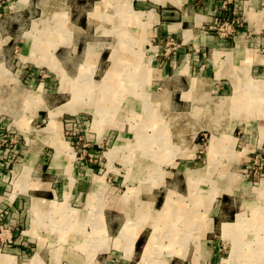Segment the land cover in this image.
I'll return each instance as SVG.
<instances>
[{
    "label": "rangeland",
    "instance_id": "374dc122",
    "mask_svg": "<svg viewBox=\"0 0 264 264\" xmlns=\"http://www.w3.org/2000/svg\"><path fill=\"white\" fill-rule=\"evenodd\" d=\"M86 1L0 0V104L4 101L10 106L19 99L27 106L29 99L35 96L38 105L46 110L40 112L42 123H36L34 128L42 134L41 129L48 125L49 110L58 106L64 114L63 105L67 102V106L75 108L71 114L76 116L72 120L66 118L71 120L68 126L63 122L64 116L53 119L50 124L55 136L66 137L65 141L70 142L76 154L72 159L76 167L74 164V170L69 174V178L77 183L75 196L65 203L72 210L67 212L65 209L63 215L58 211L61 208L54 209L47 217L57 219L59 227L64 225L59 220L89 218L82 228L83 240L79 241L86 243V247L77 251L78 248H72L59 237L45 243L64 252L60 264H141L142 246L155 229L158 245L152 256L153 262L148 264H264V246H260L264 237V218H254L261 212L264 215V209L261 211L264 207V155L251 153L248 159L242 152L241 127L233 124L242 112L230 108L233 98H225L223 87L209 86L200 89L201 96L180 101L179 94L174 92L176 82L172 80L169 87L164 76L153 72L157 67L153 48L142 41L134 44L130 40H142L144 32L111 30L113 22L125 26L124 11L120 17L107 15L99 22L110 29L100 32L99 36L111 43L104 48L99 62L95 57L81 61L82 48L64 44L72 43L76 37L83 41L99 39L93 31L75 34L73 38L69 29L71 8L76 9L73 21L81 22L92 5L89 2L87 6ZM122 8H127L123 2ZM223 16L214 18V24L206 23L202 30H216V25L218 32L230 37L235 25L241 26V20ZM114 18L118 20L114 21ZM123 33L126 38L130 37L126 43L122 40ZM176 46V40L169 39V56L175 55ZM134 65L136 67L132 69ZM7 71L21 72L24 77L35 72L34 88H31V82H26L19 93L8 95L12 84L4 85L7 79L3 72ZM105 72L107 76L103 80L108 79L102 82ZM168 76L172 77V72ZM129 88L134 90L135 96L127 95ZM163 89L171 91L168 99L162 94ZM117 104L121 110L114 109ZM10 112L0 109V119L31 113L27 110ZM84 117L87 128L82 124ZM91 123L98 127L92 129ZM2 130L0 151L5 150L10 155L7 157V187H4L7 190L0 196L12 194L18 182L39 179L51 184L62 183V180L57 183L46 172V164L51 159L47 151L41 159H26V152L38 131H29L25 134L26 140H20L11 130ZM97 130L102 141L93 146L85 137L86 133ZM251 168L252 172H247ZM47 193L37 189L28 192L26 198H47ZM49 195L48 199H53L52 194ZM56 201L62 202L61 197L57 196ZM246 201L251 204L249 207H245ZM25 210L24 205L17 209L27 216ZM185 210H193L191 214L195 217L193 223L197 220L196 224L184 223L181 215ZM243 210L247 218L238 233L245 245L232 260L234 238L226 236L222 222L233 221L234 215ZM12 213L10 207L0 209V218H15ZM237 215L235 219H238ZM98 218H103L106 233L98 230ZM114 218L118 222H112ZM125 218L143 219V223L131 222L129 232L135 226L142 230L139 245H135V252L131 254H127L124 246L120 251L115 245L116 230L120 220ZM144 218L153 220L144 222ZM127 228V225L122 228L119 237H123ZM56 233L60 234L59 231ZM128 236L124 235L127 248ZM175 237L182 246L173 244ZM35 245L32 243L28 252L19 255L20 262H29L36 251ZM69 251H77V254L69 255Z\"/></svg>",
    "mask_w": 264,
    "mask_h": 264
},
{
    "label": "crops",
    "instance_id": "0c3cea01",
    "mask_svg": "<svg viewBox=\"0 0 264 264\" xmlns=\"http://www.w3.org/2000/svg\"><path fill=\"white\" fill-rule=\"evenodd\" d=\"M89 2L92 4L91 9L86 11V18L82 16L81 22L73 21L76 9L71 8L69 29L73 32V38L75 34L93 31L96 33V37L99 39L101 37V39H90L91 41L86 39L83 41L80 37H76L72 43L64 44L65 46L72 45L76 47L75 49L82 48L79 54L81 61H89L95 57L96 61L99 62L104 55V48L111 45L110 42H106L105 37L99 36L100 32L104 33L105 30H110L108 29L109 27L99 22L100 20H105L104 18L107 15L120 17L122 11H124L126 14L124 15L126 16L125 26L121 27V25L118 26V24L113 22L111 30L135 29L144 32L142 37L145 36L142 40L141 38L139 40L130 37L126 38L124 33L122 40L126 43L130 38L131 41H134V44L142 41L145 46L150 45L153 48L154 60L157 61V67L153 69V72L164 76V81L169 87L172 80L176 82L175 87L177 90L174 92L179 94L180 101L185 102L187 101L186 99L191 97L201 96L203 93L200 92V89H205L209 86L210 88L223 87L225 98L229 100L233 98L231 100L232 107L230 108L232 110L239 109L242 112L238 119L235 118L233 120V124H240L242 152L245 157L249 159L251 153L264 155V0H87L85 4L87 3V6H89ZM122 2L127 7L126 9L122 8ZM220 16H227L226 18L229 19L239 17L241 26L238 27V24H236L234 27L235 31L230 37H225V35L218 32L216 25H214L216 30L208 32L202 30L206 23L214 24L213 19ZM115 20L118 19L114 18ZM172 38L176 40L178 46H176L175 55L169 56L168 41ZM60 45L62 44L57 46ZM115 51L117 56V50ZM172 59L175 61L172 62ZM135 67L136 65L132 66V69H135ZM170 72H172V77L168 76ZM3 75L7 79L4 85L12 84V89L7 87L11 90L7 93L8 95L12 94V92L15 94L19 93L26 82H31V88H34L35 72L30 73L26 77L21 72L10 73L7 71L6 73L3 72ZM106 76L107 72H105L102 80ZM166 90L168 89H163L162 94L167 97L171 91L168 90L166 92ZM211 90L213 91V89ZM28 92L33 93L31 90ZM135 94L132 88L128 89L127 95L135 96ZM255 99L256 102H254ZM29 100L27 106L20 102L19 99L13 105L10 104V106L1 101V110L11 111L10 113L27 110L31 113L23 117H18V115L1 117L0 129H3L2 132L11 130L10 132L18 135L20 140H26L25 134L29 131H38L31 142V148L26 152V159H41V155L47 151V156L51 159L46 164V172L52 178L54 177L57 183L62 180V185L40 182L39 179L38 181L35 180V182H18L17 184L15 183L12 194L6 197L0 196V209L12 208V215L15 217L0 218V264H25L22 261L20 262L19 255L22 256L28 252V247L32 246V243L36 244V251L30 257L29 262H26L27 264H60L64 257V252L57 251L52 248L51 243L48 245L45 241H54L59 237L67 241L72 248H78L77 251H79L80 248L86 247V243L79 241L83 240L82 228L89 222V218H82V216L81 218H68L66 221L59 220L60 223H64L63 227H59L57 219L47 217L54 209L61 208L62 210L59 209L58 211L63 215H65V209H67V212L72 210L66 207L67 204L65 203L67 199H73L75 196V185L77 183L72 178H69V174L74 170L75 163L72 159L76 157V154L70 142L65 141L66 137L64 139L62 136H55L50 124L53 119H62L64 116L63 122L66 125L72 120L71 118L76 116V114H71L75 111V108L67 106V102L63 105L65 107L64 114H62V110H59L61 107L58 106L52 111L49 110L47 114L48 125L41 129L43 131L42 134L40 130L34 128H36L35 125L42 123L39 118L40 112L46 110L39 106L38 101H35V96ZM113 107L118 110L122 109L120 104ZM131 108L129 106V109ZM81 120L82 124L84 123V128H87L86 118H81ZM96 127L98 126L94 127L93 123H91L92 129ZM101 136L100 134L98 135L97 130V132L86 133L85 139L90 143L92 142L93 146H96L101 143ZM9 155L5 150L0 151V194H2L3 190H7L4 187L8 175L7 157ZM251 170L252 168L247 170V172L251 173ZM37 189L48 192L45 194L47 198L36 196L30 197V199L26 198L28 192ZM226 189L228 188L226 187ZM49 194H52L53 199H48L49 196L51 197ZM57 196L61 197L62 202L56 201ZM23 205L24 209L25 207L27 208V211L25 210L27 216H24V212L20 214L17 211ZM245 205V207H249L251 204L246 201ZM262 206H264V202ZM263 209L264 207H262L261 211ZM238 213H242V215H237ZM238 213L235 214L238 219H235L234 215L235 220L233 219L231 222L224 221L222 222L223 226L242 224L247 218L246 213L244 210ZM20 215H22V218H20ZM261 215L262 212L258 216L254 215V218H264V215ZM98 220H100L99 225H97L98 230L106 233L103 218H98ZM142 220V218H138L137 221H135V218L120 220L118 229H115L117 231L115 245L119 247L120 251L124 246L123 248L127 249V254L135 252V245L141 239L142 230L140 227L135 226L129 232V228L131 227V222L143 223ZM148 220L150 219L144 218V222ZM115 221L118 222L116 218L112 220V222ZM125 225L128 228L121 238L119 237V232ZM56 231H59L60 234H57ZM135 233L137 235L135 243L131 246L129 242ZM235 233H238V230ZM124 235L125 237L129 235L127 239L128 248L125 246ZM100 250L102 249L99 248ZM77 251H69L68 254L76 255ZM214 258L217 260L216 255ZM232 264L242 263L232 262Z\"/></svg>",
    "mask_w": 264,
    "mask_h": 264
},
{
    "label": "bare ground",
    "instance_id": "6f19581e",
    "mask_svg": "<svg viewBox=\"0 0 264 264\" xmlns=\"http://www.w3.org/2000/svg\"><path fill=\"white\" fill-rule=\"evenodd\" d=\"M112 59L114 60V55H112ZM168 204H170V203H168ZM163 209H165V208H163ZM191 213H194L193 210H187L185 213H182V215H181V217L184 220V223L186 225H189V224L192 225V223L194 221V218L195 217L193 218V215ZM178 219H181V218H178ZM255 220H256V218H255ZM172 221H176V219H173ZM195 222L197 223V220H195ZM239 228H241V224H239V225H234V224L231 225L230 224V225H224L223 226V230H224V233L226 234V236H231L232 238H234V248H233L232 260L235 258V254H237L238 251L242 250V246L245 245L244 243H242V237H241V235L238 234V233H235V231L238 230ZM184 231H186V227H185ZM136 236L137 235L135 233L132 236V238H131V240L129 242V245L130 244H131V246L134 245ZM196 238H198V237L196 236ZM263 238L261 240V245H260L261 247L264 246V239ZM157 239H158V234H157V231L154 229L152 231V233L149 235V237L147 239V242L144 244V246L142 248L141 255H140V259H141L140 263L141 264H145V263L148 264V263L153 262L152 261L153 260V257L152 256L155 254V248L158 245L157 244V241H158ZM174 240H175V242H173L174 245L175 244H178V245L182 246L181 243H180V241L178 242V239L177 238L174 239ZM260 252H261V250H260ZM258 254H259V252H258Z\"/></svg>",
    "mask_w": 264,
    "mask_h": 264
},
{
    "label": "trees",
    "instance_id": "16d2710c",
    "mask_svg": "<svg viewBox=\"0 0 264 264\" xmlns=\"http://www.w3.org/2000/svg\"><path fill=\"white\" fill-rule=\"evenodd\" d=\"M139 245V241L137 242V246Z\"/></svg>",
    "mask_w": 264,
    "mask_h": 264
}]
</instances>
